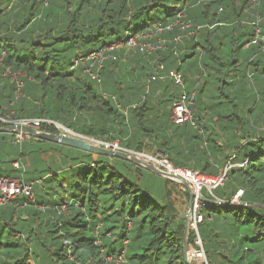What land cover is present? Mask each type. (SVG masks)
I'll return each instance as SVG.
<instances>
[{"label":"trees","instance_id":"1","mask_svg":"<svg viewBox=\"0 0 264 264\" xmlns=\"http://www.w3.org/2000/svg\"><path fill=\"white\" fill-rule=\"evenodd\" d=\"M257 16L262 36L253 42ZM155 23L172 25L141 40L155 49L126 45ZM101 51L102 60L93 62ZM0 57L24 82L16 98V84L0 64V112L52 119L134 151H160L175 166L205 174L218 175L231 163L224 185L213 190L222 201L210 197L204 205L201 224L214 223L200 233L206 256L209 264H264V0H0ZM170 70L193 86L163 78ZM183 89L196 90L193 122L178 124L172 106ZM9 145L0 148V162H13L1 156ZM33 151L19 147L25 169L13 167L26 181L43 179L41 192L0 213V264H116L108 257L119 255V264H189L170 179L159 200L141 182L147 168L80 149L63 153L72 161L49 165L44 178L39 170L26 178ZM62 169L72 181L62 183ZM45 181L64 187L60 200L47 201L52 186ZM240 188L242 203L234 204ZM103 193L120 204L107 216ZM63 203L66 212L59 210ZM7 214L9 222L2 219ZM194 239L191 231L188 244Z\"/></svg>","mask_w":264,"mask_h":264},{"label":"built area","instance_id":"2","mask_svg":"<svg viewBox=\"0 0 264 264\" xmlns=\"http://www.w3.org/2000/svg\"><path fill=\"white\" fill-rule=\"evenodd\" d=\"M259 0H253V2H257ZM260 18L257 16L256 19H254L251 23L256 26V34L257 37L254 39L253 42L258 41V37H261L260 34V27L259 25ZM189 25V24H188ZM185 25V26H188ZM171 29L172 25L169 24L166 27L162 25L161 23H155L153 25L152 30L150 32L145 33L143 35L136 34L132 35L128 38L126 45L128 47H136L140 46L142 49H149L153 50L156 48L155 45L151 43H143L141 40L145 39V37H153L156 34H159L164 29ZM159 48H162V45L160 44L158 46ZM103 52L99 53H93L92 57L93 62H99L103 58ZM101 56V57H100ZM0 64L4 66V69L2 71V75L9 76L16 84L15 89V97L18 98L23 93V87L24 82L21 79L22 73L14 71L10 66H5L3 64L2 57H0ZM160 68H163L161 65ZM155 77V75L153 76ZM174 79L177 81L180 85L184 86V77L183 75L176 71V70H170L167 75L163 76ZM149 87V85L147 86ZM196 93V90L193 89L191 93H189L186 89H183V91L180 93L179 97L176 99V101L173 103L172 106V119L178 123L183 124L187 121L193 122V111L191 105L194 103V95ZM135 106V105H134ZM127 113V110H125ZM14 110H11L10 112H0V127L4 128H10L12 126L15 128V126L20 127H29L34 129H39V127L45 124L49 123H56L57 125H61V127L64 128V133L69 135H77L79 137L85 138L87 140H90L96 144L104 145L105 148H113V149H121L126 150L132 153H135L137 157L144 159L148 163H152L155 166L163 169L170 175H174L180 178H183V180L188 183L190 188L193 192V205L191 209L189 210V217H190V228L195 233V239H194V250L192 251V259H195L197 262L201 264H208L207 256L204 248V241L200 234V225L205 219L204 214V205L207 203L208 199L210 197L214 198L216 201L221 202L222 199L215 196L213 193V190L217 187L223 186L225 183V180L227 179V171L229 168H226L222 173L218 175H211V174H205L201 171L192 170L189 168L184 167H178L175 166L172 161L167 157V155L163 152L157 151L155 153L147 154L145 152H138L134 151L128 148H125L121 146L118 142L114 141H106V140H100L94 137H90L84 134H79L71 129L65 127L61 123L54 121L52 119L47 118H35V117H16L14 116ZM11 128V133L14 136L13 140L16 144H22L27 138L29 139L31 135L27 132H24L23 130L17 131L16 129ZM100 146V145H99ZM123 148H121V147ZM13 165L17 169H25L23 163L21 162V159L18 158L13 162ZM232 164H230V167ZM42 179H37L35 181H26L23 173L20 177H10V176H0V206L6 205V204H12L16 207H23L24 205H27L29 201L35 200V190L34 187L37 183H41ZM244 194V189L240 188L236 191V193L233 195V197L230 199V201L234 204H241L242 203V196ZM24 198L22 202L18 201V199ZM66 204V203H64ZM62 204V206H66ZM59 207V210L62 212H66V209L63 207ZM67 208V207H66ZM99 241L97 240V243ZM108 260L115 261L116 264H119L121 261H123V256L119 255L116 258H113L111 256L108 257Z\"/></svg>","mask_w":264,"mask_h":264},{"label":"rangeland","instance_id":"3","mask_svg":"<svg viewBox=\"0 0 264 264\" xmlns=\"http://www.w3.org/2000/svg\"><path fill=\"white\" fill-rule=\"evenodd\" d=\"M122 46V45H121ZM116 47H118V45H114V46H111L110 48H116ZM10 81H12V79H11V77H10ZM182 86V85H181ZM184 86L186 87V88H191L192 86H193V83L191 82V81H186L185 82V84H184ZM183 87V86H182ZM194 87H197V86H194ZM210 88L211 89H216V91H217V86H215V85H212V86H210ZM196 97V96H195ZM194 106H195V102H194V104L192 105V107L194 108ZM60 125V124H59ZM59 125H57L56 123H49V124H45V125H41L40 127H39V129L38 130H43V131H47L46 129H44V127L45 128H52V129H54V130H56V132H52V133H64V128L63 127H61V126H59ZM17 127H20V126H17ZM17 127L15 126V128H13L12 126H10V128H7L10 132H11V128H13V129H16L17 131H19L18 129H17ZM47 132H50V131H47ZM69 135V134H68ZM71 136H77V135H71ZM14 137V136H13ZM77 137H79V136H77ZM91 137V136H90ZM82 138V137H81ZM85 139V138H84ZM101 140V139H100ZM90 141V140H89ZM114 142H118V141H115L114 140ZM121 146H122V144L120 143V142H118ZM23 144H24V146H26L28 149H31V150H34L33 152H32V157H31V159H32V161H33V163L34 164H32V165H30L27 161V159H25V163H27V166H29L28 167V172H27V174L25 175L26 176V178H28L31 174H32V170L33 171H36V170H39V172L41 173V175H42V178H44V175L46 174V173H49V165H51L52 167H57V168H59L60 166H66V164H69L72 160L70 159V158H66L64 155H63V153L65 154H68V155H77V154H79V152H78V149L77 148H74V147H70V146H66V145H64V146H66V147H64V146H60L61 144H57V143H55V142H51V141H35V140H30V139H28L27 138V140H25L24 142H23ZM22 144V145H23ZM22 145H20V144H16V143H12V144H10L7 148H4L2 151H1V156L5 153V154H7L8 156H10V155H15L16 153H17V150L19 149V147H22ZM98 145V144H97ZM99 145L101 146V147H104V145H102V144H100L99 143ZM120 146V147H121ZM105 148V147H104ZM122 148V147H121ZM58 149H61V152H57V154L58 155H52V153H54V151H57ZM107 149H113V148H107ZM123 149V148H122ZM40 150H43V151H45L46 153H47V157L48 158H46L45 156H43L42 155V153L40 152ZM114 150H120V151H126V150H121V149H114ZM126 152H129V151H126ZM138 152H145V153H147V154H151V153H155L154 151H151L150 149H148V148H144L143 150H141V151H138ZM129 153H131V154H133L134 156H136L137 157V155L135 154V153H132V152H129ZM94 155H96V154H94ZM16 156H18V155H16ZM56 156H59V159L57 160H55V161H52V160H49V159H51V158H53L54 159V157H56ZM20 157V156H19ZM1 158V157H0ZM7 158V157H6ZM5 157H4V155H3V159H6ZM33 158L35 159V160H33ZM139 158V157H138ZM29 159V158H28ZM143 161H145L144 159H142ZM152 164V163H151ZM230 164L231 163H229V164H227L224 168H223V170L221 171V173L226 169V168H230ZM0 165H2V167L3 168H6V171H4L3 170V168L0 170L1 172H7V173H5V174H10L11 176H14V174H19V173H22V172H20V171H18V170H16V169H14L13 167H12V162H0ZM154 165V164H153ZM43 170V171H42ZM229 170V169H228ZM59 173H60V176H62V175H64V177L65 178H70L69 180H73V177H72V175H71V173H70V171H67V170H65V169H62V170H60L59 171ZM143 174V177H142V184L146 187V188H148L150 191H151V193H152V195H153V197H155V198H157V199H163L166 195H167V188H168V185H167V179L168 178H166V177H164V176H161V175H159V174H155V172L153 173V171H151V170H149V169H144L143 170V172H142ZM40 175V176H41ZM64 177H62V179L64 178ZM180 178V177H179ZM182 180H183V178H181ZM43 180V179H42ZM171 181H172V185H173V196H172V198L175 200L176 199V201H177V204H178V206H179V208L181 209V215H183L184 213H185V211H186V209H187V206H188V203H189V201H190V196H188V194L185 192V190L184 189H186L185 188V186L182 184H180L179 183V181H175V180H173V179H170ZM62 182H64V183H66V180H64L63 179V181ZM43 183V182H42ZM45 185H47V186H52V188L50 189V188H48L49 189V192H50V194H45V196H46V198L48 199V198H51V199H59L60 200V198H61V195L60 194H62V193H64L66 190L64 189V187L62 186V185H60V184H57V183H54V182H49V181H45V183H44ZM188 184V183H187ZM181 188H183V189H181ZM192 190V189H191ZM188 191V190H187ZM216 192H218L219 191V188L218 189H216L215 190ZM41 192V188H40V185L39 184H37L36 186H35V195L38 197V195H39V193ZM67 196H66V199H65V201H68V202H71L70 201V196L67 194V193H65ZM174 197H176V198H174ZM101 198H104L105 199V201L103 202V204H104V206L105 207H107L105 210V212H102L103 214V216H107V215H109V214H111L112 213V211L113 210H116L117 208H119L120 207V204L118 205V207H115V199H110V195H109V193H103V194H101ZM35 201V200H34ZM119 203L121 202L120 201V199H118L117 200ZM164 202H166V200L164 201ZM30 203V202H29ZM35 203V202H34ZM64 204V203H63ZM64 205H66L65 207L64 206H62L64 209H66V207H68V205L69 204H64ZM33 207V206H32ZM61 207V206H60ZM7 208V206L6 205H4V206H0V213L2 212V210H5ZM118 217V215L117 214H113L112 216H111V218H117ZM2 219H3V221H7V222H9L10 221V219H11V216L10 215H6V216H2ZM212 220H208L205 224H201L200 225V233H201V231H202V233L204 234L205 232H207V230H208V232H209V229H210V227H213L214 226V223L213 222H211ZM191 231H193L192 230V228H190V231H189V234H188V236L190 235V233H191ZM120 244V243H119ZM194 250V245H193V243H191V244H188V257H189V259L190 260H192V261H194L195 263H197V264H201V263H199V262H197L195 259H192L193 258V256H192V251ZM207 261H208V259H207ZM30 263L31 264H33V261H32V259L30 260ZM208 264H209V262H208Z\"/></svg>","mask_w":264,"mask_h":264},{"label":"water","instance_id":"4","mask_svg":"<svg viewBox=\"0 0 264 264\" xmlns=\"http://www.w3.org/2000/svg\"><path fill=\"white\" fill-rule=\"evenodd\" d=\"M6 129V128H5ZM4 128L0 127V131L5 130ZM18 130H23L24 132L29 133L33 137L37 138H42V139H47L50 141L57 142L62 145L74 147L77 149H80L82 151L88 152V153H93V154H103V155H108V156H114V157H119L128 161H131L137 165H140L142 167H145L161 176H164L168 179H173L175 181H179L181 184L185 186V188L188 190L189 195H190V201L188 203L187 209L185 213L181 216L182 219L185 220V235H184V255L185 259L189 264H197L194 261L190 260L188 257V234L190 231V217H189V210L191 209L193 205V192L190 188V186L181 178L177 176H172L163 169L148 163L146 161H143L141 158H138L134 156L133 154L126 152V151H120V150H114V149H107L104 147H101L97 145L96 143L89 141L87 139L77 137V136H71L65 133H52V132H47L43 130H38L34 128H29V127H17Z\"/></svg>","mask_w":264,"mask_h":264},{"label":"crops","instance_id":"5","mask_svg":"<svg viewBox=\"0 0 264 264\" xmlns=\"http://www.w3.org/2000/svg\"><path fill=\"white\" fill-rule=\"evenodd\" d=\"M161 69V68H160ZM157 73H160L159 72V70L157 71V72H155V74H157ZM2 128H4V127H2ZM5 129V128H4ZM31 137H33V136H31ZM14 144L15 142H14V140H13V135H12V133L6 128L5 130H2V131H0V148L2 147V145H7V144ZM17 154H15V155H10L9 157H12V159H13V162L15 161V160H17L19 157L18 156H16ZM5 158L6 157H8V156H4ZM9 159V158H8ZM13 162H12V167L14 166L13 165ZM22 162V161H21ZM24 165V164H23ZM3 167H2V165H0V170L2 169ZM14 168V167H13ZM15 169V168H14ZM17 169V168H16ZM3 170L4 171H6V168H3ZM18 170H21V169H18ZM0 173L3 175V176H8V175H10V174H5V173H7V172H1L0 171ZM22 175V173H19V174H14V176H10V177H20ZM25 178V177H24ZM64 180H66V178H63ZM63 179H62V181H63ZM26 180V179H25ZM63 184H65L64 182H62ZM36 198H37V196H35V200H36ZM49 200H51V198H48L47 199V201H49ZM182 216V215H181Z\"/></svg>","mask_w":264,"mask_h":264},{"label":"clouds","instance_id":"6","mask_svg":"<svg viewBox=\"0 0 264 264\" xmlns=\"http://www.w3.org/2000/svg\"><path fill=\"white\" fill-rule=\"evenodd\" d=\"M180 183V182H179ZM181 184V183H180ZM182 185V184H181ZM36 196V195H35Z\"/></svg>","mask_w":264,"mask_h":264},{"label":"bare ground","instance_id":"7","mask_svg":"<svg viewBox=\"0 0 264 264\" xmlns=\"http://www.w3.org/2000/svg\"><path fill=\"white\" fill-rule=\"evenodd\" d=\"M59 126H61V125H59Z\"/></svg>","mask_w":264,"mask_h":264}]
</instances>
